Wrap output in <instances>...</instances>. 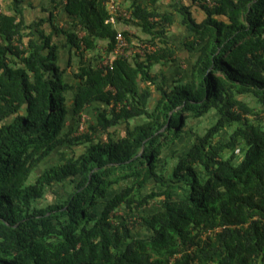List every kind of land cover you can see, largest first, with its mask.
<instances>
[{
	"label": "trees",
	"instance_id": "obj_1",
	"mask_svg": "<svg viewBox=\"0 0 264 264\" xmlns=\"http://www.w3.org/2000/svg\"><path fill=\"white\" fill-rule=\"evenodd\" d=\"M155 1L127 10L140 38L107 0H67L51 26L73 82L44 21L0 9V264H264V0L201 23L177 7L189 63L171 73L153 69L178 61ZM119 32L156 50L98 67Z\"/></svg>",
	"mask_w": 264,
	"mask_h": 264
},
{
	"label": "crops",
	"instance_id": "obj_2",
	"mask_svg": "<svg viewBox=\"0 0 264 264\" xmlns=\"http://www.w3.org/2000/svg\"><path fill=\"white\" fill-rule=\"evenodd\" d=\"M18 8L21 12V18L25 23H31L37 20H43L44 22L40 26V30L45 35H51L54 42H58L60 48L58 50V64L61 69L65 70V79L69 82H73L71 75V69L69 64L76 66L78 57L75 55V50L67 43L66 35L63 33H57L54 31L52 24L55 26L62 27L67 25L68 16L65 12V5L67 0H19ZM13 2L14 0H0V9L6 13H13ZM133 0H115V3L123 10H128ZM186 7L191 12L192 18L196 23H201L205 19V11L203 10L201 0H156L154 8L160 13H168L171 15L172 23L167 33L168 43L171 44L176 50L175 57L178 60L176 63L170 65H161L157 63L154 65V72H180L188 66L189 55L185 50L184 43L190 39V31L185 24L182 22V15L177 11V7ZM109 9V4L107 3ZM158 19V18H157ZM116 27L119 30H128L134 36H140V38L148 37L143 34L139 26L133 21L126 23L122 20L117 19L114 21ZM104 40H98L99 52L104 50ZM185 59V60H183ZM141 86H145L141 83ZM152 89L154 86L151 87ZM70 103V101H69ZM88 117L90 116L85 113Z\"/></svg>",
	"mask_w": 264,
	"mask_h": 264
},
{
	"label": "built area",
	"instance_id": "obj_3",
	"mask_svg": "<svg viewBox=\"0 0 264 264\" xmlns=\"http://www.w3.org/2000/svg\"><path fill=\"white\" fill-rule=\"evenodd\" d=\"M109 4V11L111 13V21H115L116 17L119 16L123 19H127L130 17V13L126 10L121 9L116 3L115 0H107ZM202 5L207 7H212L216 4V0H201ZM156 50L154 45L149 43H139V44H131L129 41L119 32L116 39V44L113 49V52L110 53L109 56H106L102 61L98 64L100 68H110L113 64V61L119 56H128L133 55L135 53L140 56H145L146 54H150ZM87 115L85 113L81 114L79 120V130L83 131L85 129V124L87 122Z\"/></svg>",
	"mask_w": 264,
	"mask_h": 264
},
{
	"label": "rangeland",
	"instance_id": "obj_4",
	"mask_svg": "<svg viewBox=\"0 0 264 264\" xmlns=\"http://www.w3.org/2000/svg\"><path fill=\"white\" fill-rule=\"evenodd\" d=\"M183 60H185V59H183ZM181 68H183V69H184V67H181ZM52 193H53V194H55L53 191H52ZM50 194H51V193H50Z\"/></svg>",
	"mask_w": 264,
	"mask_h": 264
}]
</instances>
